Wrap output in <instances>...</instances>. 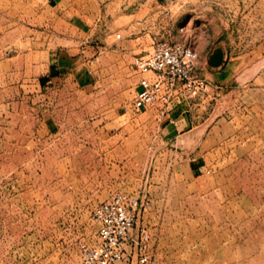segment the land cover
<instances>
[{
    "label": "rangeland",
    "instance_id": "obj_1",
    "mask_svg": "<svg viewBox=\"0 0 264 264\" xmlns=\"http://www.w3.org/2000/svg\"><path fill=\"white\" fill-rule=\"evenodd\" d=\"M36 3L0 18V264H80L116 194L149 236L121 264H264V0ZM158 42L193 48L210 84L187 101L190 141L132 106V60Z\"/></svg>",
    "mask_w": 264,
    "mask_h": 264
},
{
    "label": "built area",
    "instance_id": "obj_2",
    "mask_svg": "<svg viewBox=\"0 0 264 264\" xmlns=\"http://www.w3.org/2000/svg\"><path fill=\"white\" fill-rule=\"evenodd\" d=\"M197 59V53L190 46L167 42L154 44L151 52L142 57L135 56L132 68L138 82L133 109H154L159 117H164L177 98L190 101L206 93L209 82L194 75ZM139 210L137 198L121 194L96 205L91 212L96 242L79 245L80 264H121L128 242H139L144 248L149 241L145 229L141 228L137 236L131 238ZM139 263H147L143 253H139Z\"/></svg>",
    "mask_w": 264,
    "mask_h": 264
},
{
    "label": "crops",
    "instance_id": "obj_3",
    "mask_svg": "<svg viewBox=\"0 0 264 264\" xmlns=\"http://www.w3.org/2000/svg\"><path fill=\"white\" fill-rule=\"evenodd\" d=\"M30 0H0V18H9L12 17V21H24V18H27V12L24 9L29 8ZM79 0H37V5L41 7H47L52 10H60L64 7H78ZM18 7V11L15 13L14 9ZM14 13V15H13ZM27 13V14H26ZM13 15V16H12ZM9 20V19H8ZM222 53V61L218 67H212V70H220L225 64L226 61V52L220 49ZM225 71H221L220 73L210 72L207 76L208 79H213L216 82H220L222 77H224ZM138 77V75H137ZM213 80V81H214ZM195 99H193L194 101ZM188 102L183 100L182 98H177L172 103L169 113L164 116L169 121V124L166 126L170 129L168 132L170 135H175V139H183L190 141V137H194V131H196L201 125H193L190 121L191 117L189 118L188 114ZM195 106V105H194Z\"/></svg>",
    "mask_w": 264,
    "mask_h": 264
},
{
    "label": "water",
    "instance_id": "obj_4",
    "mask_svg": "<svg viewBox=\"0 0 264 264\" xmlns=\"http://www.w3.org/2000/svg\"><path fill=\"white\" fill-rule=\"evenodd\" d=\"M222 61V53L220 50L216 51L210 58V66L218 67Z\"/></svg>",
    "mask_w": 264,
    "mask_h": 264
}]
</instances>
